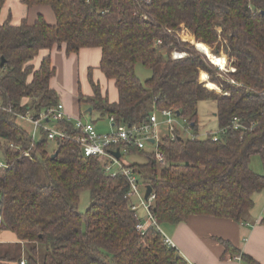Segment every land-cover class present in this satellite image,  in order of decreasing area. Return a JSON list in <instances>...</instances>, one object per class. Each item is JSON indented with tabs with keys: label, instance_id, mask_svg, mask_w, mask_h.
<instances>
[{
	"label": "trees",
	"instance_id": "obj_1",
	"mask_svg": "<svg viewBox=\"0 0 264 264\" xmlns=\"http://www.w3.org/2000/svg\"><path fill=\"white\" fill-rule=\"evenodd\" d=\"M22 2L50 7L56 23L41 15L32 25L0 24V232L14 233L15 246L29 247L23 258L0 249V264H189L165 242L163 231L137 230L146 221L133 210L123 175H107L72 140L52 142L43 130L34 139L17 123V115L38 119L59 104L50 87L55 47L65 46L69 55L102 50L100 70L115 82L118 100L111 103L93 81L94 96L79 100L100 119L112 117L116 126L138 125L154 111L173 110L198 134L199 105L213 102L218 130L224 131L218 141L185 139L177 131L160 143L164 166L135 146L125 147L127 154L145 155L147 163L124 165L145 173L144 187L154 195L149 211L160 228L192 216L245 221L254 195L264 192V174L251 168L254 156L264 163V0ZM3 4L0 0V12ZM199 43L216 56L223 51L234 71L213 65L196 49ZM173 52L186 56L174 59ZM138 64L152 77L141 81ZM200 72L221 94L205 88ZM56 127L75 131L66 120ZM84 193L90 203L81 213ZM221 242L245 263L260 264Z\"/></svg>",
	"mask_w": 264,
	"mask_h": 264
},
{
	"label": "crops",
	"instance_id": "obj_2",
	"mask_svg": "<svg viewBox=\"0 0 264 264\" xmlns=\"http://www.w3.org/2000/svg\"><path fill=\"white\" fill-rule=\"evenodd\" d=\"M3 1L0 24L10 20L13 25H19L26 20L32 25L41 15L49 24L56 23L55 15L50 7L29 8L23 4V0ZM101 58L100 48L82 49L78 54L69 55L66 47L62 46L55 47L51 52V62L56 73L50 81V87L56 92L59 103L64 106L65 114L71 118V123L77 118L81 119L80 96H94L92 81L100 86L103 96L107 97L111 103L118 100L115 82L108 80L100 70ZM89 109L88 113H95L89 112ZM20 120L31 124L26 119L17 118L20 127H22ZM105 120L112 127L109 119L105 118ZM28 133L34 139L39 138V132L35 129ZM165 231L166 233L163 232L165 236L172 241L189 264H247L240 257L227 252L221 241L229 242L235 249L250 256L256 262L264 264V192L254 195V207L243 222L192 216L179 225H165ZM17 242L18 239L14 233L0 232V245L4 243L16 245Z\"/></svg>",
	"mask_w": 264,
	"mask_h": 264
},
{
	"label": "built area",
	"instance_id": "obj_3",
	"mask_svg": "<svg viewBox=\"0 0 264 264\" xmlns=\"http://www.w3.org/2000/svg\"><path fill=\"white\" fill-rule=\"evenodd\" d=\"M161 44V42H159ZM186 56V53H174V59H180ZM215 65L214 63H212ZM216 66V65H215ZM218 67V66H217ZM222 70L220 67H218ZM234 71V70H232ZM19 119H26L34 126L37 132L43 130L48 133V138L52 142L72 140L80 149V154L83 158H96L98 159L105 173L109 176L115 177L118 174L123 175L131 186L130 196L137 199L139 202L133 206V210L137 211L142 208L147 215L145 223H139L137 230L143 232L149 226H155L159 231L162 232L161 228L156 224L155 219L150 214L149 207L151 202L154 200V195L151 194L149 199H145L146 188L144 187V193L141 192L139 183L136 178V174L131 169L125 167L124 163L121 162V157L126 154L125 147L135 146L140 150H146L147 145L154 147L153 153L151 154L152 159L155 163L160 166H164L167 163V157L165 153L160 149V143L163 138L170 137L175 138V134L179 131L176 127L178 118L176 112L173 110H158L154 111L147 122L127 126L121 125L116 126L114 119L109 118L112 124L113 131L101 135L97 132L95 125L91 122H84L81 119H76L73 123L74 130L72 133L66 130L58 129L57 127H50L48 124L54 120L56 122L66 120L71 122V118L65 114L63 104L59 103L56 107L50 108L47 111L40 114L38 119H34L30 114L26 116L17 115ZM182 129L184 131H192V127L184 120ZM165 124L167 126L168 134H162L160 132V125ZM239 126H236V129ZM180 132V131H179ZM223 130H218L213 133H206L204 138L211 136L214 141H218L219 136L223 134ZM190 139H204L199 138L197 134H191ZM153 141V142H152ZM115 147H117L115 149ZM124 147V148H121ZM117 149L120 150L121 157L117 159L112 152ZM3 166V162L0 160V167ZM165 242L172 247H175L172 241L165 236ZM20 264H25L22 260Z\"/></svg>",
	"mask_w": 264,
	"mask_h": 264
},
{
	"label": "rangeland",
	"instance_id": "obj_4",
	"mask_svg": "<svg viewBox=\"0 0 264 264\" xmlns=\"http://www.w3.org/2000/svg\"><path fill=\"white\" fill-rule=\"evenodd\" d=\"M183 40L189 41L190 39L185 37V38H183ZM210 50L212 51L213 48L210 47ZM174 53H176V52H173L172 56H174ZM177 53H180V52H177ZM219 56L226 58V60H227L226 61L227 62V69L223 70V71H232L233 69H230V66H229L230 62L228 61V57L225 55V53L223 51H221ZM135 72H136L137 77L143 82L152 77V71L150 69L145 68L141 64H138L136 66ZM199 80L202 83L205 82L204 86L207 90L215 92L217 94H221V89L218 85L214 84L217 87L216 89L209 87V84H211L212 82H209V78L205 73L204 74L202 72L199 73ZM81 106H82L81 107L82 113L80 114V117H81L82 121L93 123L95 125L96 130L101 135H105V134H108V133L113 131V128L108 124L107 120L100 119L98 114H95V113L90 114L87 112L89 107H87L86 103L81 104ZM215 112H216V106L213 102L204 101V102L200 103V105H199V127L200 128H199V133L197 134L199 136V138H204L206 133H213L216 130H218L217 120H216V117L214 115ZM77 119H79V118H77ZM19 122H20V125L27 132H31L35 129L34 126L32 125V123L29 124L26 121L22 122V120H20ZM184 123L185 122L183 119L178 118V120L176 122V127L180 131V134L182 135V137L185 139H188L191 134H194V131L193 130L188 131V132L184 131L182 129V125ZM55 125H57V122L54 120H52L48 124V126H50V127H55ZM159 129H160V132L162 134H168L167 126L165 124H161ZM53 145L54 144L51 142V146H53ZM153 150H154V147L147 145L145 152L147 154H152ZM120 160L122 163L127 164V165L147 163V157L145 155H129V154L126 155V154H124ZM251 168L256 173L264 174V163L259 156L252 157ZM144 176H145L144 172H142L141 174H139V173L136 174V178H137V181L139 183V187H140V190L142 193H144V183H145ZM134 201H135V204L139 203L137 201V199H134ZM89 203H90L89 194L84 193L81 196V200H80V204H79V210L81 211V213H84L87 210ZM138 214H139V217L142 218L144 221L147 220L146 213L144 212V210L142 208H139ZM161 230L164 233H166L165 225L161 226ZM8 232H10V231H8ZM1 238H3V237H1ZM8 244L9 243H4V245H1L0 249L2 251L9 250L11 253V256L15 257V258H18L19 256L21 258H23L29 249V247L27 248L25 245L20 247V246H15V245H8Z\"/></svg>",
	"mask_w": 264,
	"mask_h": 264
},
{
	"label": "bare ground",
	"instance_id": "obj_5",
	"mask_svg": "<svg viewBox=\"0 0 264 264\" xmlns=\"http://www.w3.org/2000/svg\"><path fill=\"white\" fill-rule=\"evenodd\" d=\"M197 47L199 48V50H201L204 54H206L210 60L218 67H220L222 70H226L227 69V62L225 60V58L221 57V56H216L212 53V51L210 50V47L207 46L206 44L203 43H199L197 45ZM209 87L216 89L217 87L214 84H209Z\"/></svg>",
	"mask_w": 264,
	"mask_h": 264
},
{
	"label": "water",
	"instance_id": "obj_6",
	"mask_svg": "<svg viewBox=\"0 0 264 264\" xmlns=\"http://www.w3.org/2000/svg\"><path fill=\"white\" fill-rule=\"evenodd\" d=\"M197 48V47H196ZM198 49V51H200L202 54H204L201 50H199V48H197ZM204 55H206V54H204ZM207 56V55H206ZM207 58L210 60V58L207 56ZM211 61V60H210ZM211 63H213L212 61H211ZM92 111V109H89V112H91ZM176 115H177V117H181V113L180 112H176ZM153 142V141H152ZM113 153V155L117 158V159H119L120 157H121V154H120V150L119 149H117L115 152H112ZM55 157V155L53 156V158ZM147 191H146V195H145V199L146 200H148L149 199V197H150V195L152 194V189H151V187H147V189H146Z\"/></svg>",
	"mask_w": 264,
	"mask_h": 264
}]
</instances>
